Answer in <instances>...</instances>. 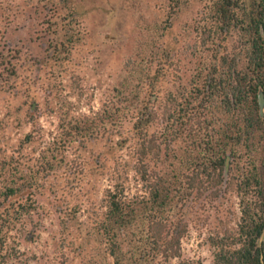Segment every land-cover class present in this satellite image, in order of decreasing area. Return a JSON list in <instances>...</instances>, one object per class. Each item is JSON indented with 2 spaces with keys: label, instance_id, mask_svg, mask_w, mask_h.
Instances as JSON below:
<instances>
[{
  "label": "trees",
  "instance_id": "trees-1",
  "mask_svg": "<svg viewBox=\"0 0 264 264\" xmlns=\"http://www.w3.org/2000/svg\"><path fill=\"white\" fill-rule=\"evenodd\" d=\"M55 1L69 15L74 12L73 0ZM165 1L176 15L172 18L189 3ZM203 2L202 16L192 22V28L189 24L183 29L185 39L189 30L198 38L193 42L188 38L177 50L171 62L173 85L162 97L158 98L157 82L167 73L140 65L135 91L120 93L118 101L105 106L97 119L71 117L60 106L59 135L41 151L33 171L18 172L8 161L0 163V264H8V235L17 215L31 207L19 204L18 214L12 216L6 202L33 186L38 177L45 178L65 165L64 151L72 141L93 136L107 122L119 127L129 113L134 117L131 128L136 140L133 169L140 186L130 194L124 185L126 174H118L104 189L103 210L93 222H75L71 227L63 222L75 237L70 229H81L82 241L76 246L78 253L85 250L81 264H196L181 258V238L187 232L181 210L191 195L200 197L208 188L217 196L226 171L227 185L239 197L240 216L234 231L213 239V264H264V239H260L264 230V116L259 114L257 101L260 87L264 93V0ZM169 25L168 20L148 22L144 28L149 38L143 46L151 52ZM66 26L73 28L71 18ZM138 51L140 59L146 57L145 49ZM135 64L130 59L126 63L131 75L128 82ZM144 81L149 83L148 92L141 94ZM152 95L155 102L149 98ZM159 116L164 127L149 134ZM174 258L177 261L171 263Z\"/></svg>",
  "mask_w": 264,
  "mask_h": 264
},
{
  "label": "rangeland",
  "instance_id": "rangeland-1",
  "mask_svg": "<svg viewBox=\"0 0 264 264\" xmlns=\"http://www.w3.org/2000/svg\"><path fill=\"white\" fill-rule=\"evenodd\" d=\"M73 4L69 15L55 0H0V163L8 161L18 172L33 171L41 151L59 135L60 106L71 117L97 119L120 93L135 91L140 65L167 73L157 82L158 98L162 97L173 85L171 62L177 50L188 38L191 42L198 38L189 30L185 39L183 29L189 24L192 28L204 6L203 0H189L184 11L172 18L175 14L165 0H73ZM69 18L72 29L66 26ZM155 20H168L170 25L150 52L143 46L149 38L144 26ZM139 47L147 51L142 59L136 54ZM129 59L136 62L130 82L126 81L131 76ZM146 81L141 94L148 92ZM154 96L149 98L155 102ZM133 121L129 113L119 127L107 122L93 136L72 141L64 151L65 165L38 177L33 186L6 202L12 216L18 214L19 204L31 206L17 215L9 231L8 264L82 263L85 250L76 249L82 241L81 229H70L75 237L63 222L69 227L93 222L103 210L104 189L118 174H126L127 192L139 188L133 169L137 160ZM156 121L149 134L164 127L160 116ZM227 179L226 171L217 196L208 188L200 197L191 195L182 208L187 223L181 238L182 259L213 264V239L236 229L239 197Z\"/></svg>",
  "mask_w": 264,
  "mask_h": 264
},
{
  "label": "water",
  "instance_id": "water-1",
  "mask_svg": "<svg viewBox=\"0 0 264 264\" xmlns=\"http://www.w3.org/2000/svg\"><path fill=\"white\" fill-rule=\"evenodd\" d=\"M257 101H258V106H259V114L260 116H264V93L261 87L258 90ZM227 164H228V158L226 160V166ZM261 236L262 237L264 236V230Z\"/></svg>",
  "mask_w": 264,
  "mask_h": 264
}]
</instances>
